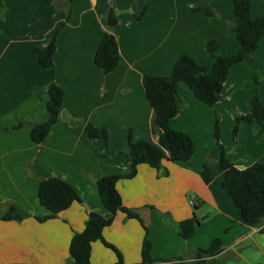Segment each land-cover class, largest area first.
<instances>
[{"label": "crops", "instance_id": "crops-1", "mask_svg": "<svg viewBox=\"0 0 264 264\" xmlns=\"http://www.w3.org/2000/svg\"><path fill=\"white\" fill-rule=\"evenodd\" d=\"M204 0H3L0 8V213L15 203L31 213L22 221L0 219V264H69L70 243L82 231L90 211L105 216L97 189L101 176L127 171L130 146L127 128L137 140L158 141L152 131L153 109L143 86L145 74L169 75L177 59L188 54L211 70L212 56L207 42L215 38L229 54L240 45L232 31L233 0H208L216 14L191 7ZM252 15L264 13V0H252ZM57 37L54 69L41 66L34 48L47 45V35L67 18ZM114 10L118 22L109 27ZM111 31L117 38L120 61L110 73L95 62L96 51ZM260 81L249 61L229 71L215 107L199 100L181 82L178 91L184 107L171 119L176 130L190 134L195 152L188 162L164 161L155 170L138 167L131 179H120L117 187L125 205L137 209L149 226L153 258L183 257L186 264H264V223L246 222L229 192L223 187L224 169L220 149L214 146L216 111L221 117L222 142L231 160L240 169L264 162V137L257 122H240L237 143L233 144L236 119L251 111L256 93L264 101V37L253 52ZM65 90L57 124L41 143L33 141L20 123L48 120L47 102L52 81ZM71 119L79 122L73 123ZM82 120L105 126L107 141L87 135ZM10 128V129H6ZM210 155L212 180L206 183L203 165ZM42 177H61L78 191L75 201L56 217L39 201L38 182ZM168 170V175H164ZM194 203L199 204L195 209ZM2 205V206H1ZM210 206V207H209ZM161 212H169L163 218ZM196 213L201 219L194 235L181 237L177 223ZM104 238L123 254L124 264H169L164 260L144 263L143 225L123 212L104 229ZM221 239V252L205 260L193 253ZM259 252V255L258 253ZM92 264H114L116 252L102 241L93 243Z\"/></svg>", "mask_w": 264, "mask_h": 264}, {"label": "trees", "instance_id": "trees-1", "mask_svg": "<svg viewBox=\"0 0 264 264\" xmlns=\"http://www.w3.org/2000/svg\"><path fill=\"white\" fill-rule=\"evenodd\" d=\"M3 0H0V8ZM234 18L230 20L231 28L235 34L240 48L235 54H229L221 43L210 39L206 44V51L213 60L214 66L208 70L194 57L183 54L174 64L173 71L169 75L145 74L143 86L147 99L153 109L152 131L158 135V141L137 140L134 138L133 130L127 128L130 146V161L127 171L101 176L97 181V189L104 207L109 212L105 216L97 211H90L82 231L75 232L70 243L69 264H92L91 253L93 243L102 241L107 247L112 248L117 255V262L124 264L121 251L111 242L104 238V229L113 224L116 214L123 212L128 218L137 219L145 229L142 244V259L144 263L156 260H164L169 264H186L183 257L174 259L153 258L151 255L152 243L149 239V229L145 224L140 212L125 205L123 197L117 187L120 179H131L137 175L138 167L147 164L157 171L164 168V161L188 162L195 152V140L187 132L176 130L170 125L174 118L185 105V100L178 91L181 82L186 83L194 92L195 96L211 107H215L221 98V92L227 80L230 69L238 63L249 61L255 68V83L258 87L260 73L253 52L259 47L264 37V13L258 17L252 15V0H233ZM194 11H204L209 16L216 14L208 0H204L191 7ZM71 9L67 18L52 32L47 35L45 47H35L34 54L37 62L46 68L54 69V55L57 49V37L70 19ZM118 22L114 10H111L107 24L112 27ZM120 61L119 43L116 36L107 31L96 51L95 62L107 74L113 71ZM49 98L47 110L48 120L42 123H20L10 128L27 127L33 141L41 143L50 133L55 124L58 123L65 98L64 88L54 80L49 86ZM257 122L261 125V136L264 137V101L258 93L251 101V111L236 119L233 127V144L237 143L240 122ZM71 122L79 121L71 119ZM84 124L86 133L91 138L107 141L109 131L105 126L95 125L86 120L80 121ZM10 128H6L7 130ZM214 146L219 147V164L225 171L223 187L229 192L233 202L239 208L242 218L251 224L261 225L264 223V162L257 161L247 168L240 169L231 160L228 150L222 142L221 117L216 111L214 128ZM213 161L208 155L203 165L202 176L206 183L211 182ZM164 170V175H168ZM30 177L39 184L38 197L40 203L49 210V214L35 216L39 221H45L56 217L61 211L69 208L75 201H81L77 189L67 180L53 176L42 177L34 170ZM195 209L200 206L194 203ZM31 213L24 210L15 203L9 204L6 210L0 213V219L22 221L31 217ZM169 218V217H168ZM201 223L196 213L177 223V230L184 239L191 238L197 226ZM221 239L215 238L210 246L198 248L192 256L198 260H205L221 252ZM28 264V263H15ZM225 264V263H223Z\"/></svg>", "mask_w": 264, "mask_h": 264}, {"label": "rangeland", "instance_id": "rangeland-1", "mask_svg": "<svg viewBox=\"0 0 264 264\" xmlns=\"http://www.w3.org/2000/svg\"><path fill=\"white\" fill-rule=\"evenodd\" d=\"M7 207L9 206V204L7 203L6 204ZM2 206V205H1ZM210 207V206H209ZM161 215L163 218H168L170 216V213L169 212H161ZM201 221V219H199ZM202 222V221H201ZM147 225V224H146ZM148 229H149V226H148Z\"/></svg>", "mask_w": 264, "mask_h": 264}, {"label": "water", "instance_id": "water-1", "mask_svg": "<svg viewBox=\"0 0 264 264\" xmlns=\"http://www.w3.org/2000/svg\"><path fill=\"white\" fill-rule=\"evenodd\" d=\"M256 253H258V255H259V252H256Z\"/></svg>", "mask_w": 264, "mask_h": 264}]
</instances>
